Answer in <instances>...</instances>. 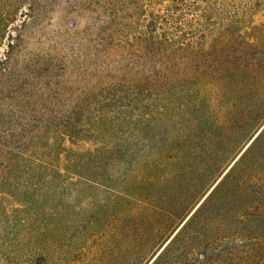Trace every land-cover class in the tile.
<instances>
[{
  "label": "rangeland",
  "instance_id": "1",
  "mask_svg": "<svg viewBox=\"0 0 264 264\" xmlns=\"http://www.w3.org/2000/svg\"><path fill=\"white\" fill-rule=\"evenodd\" d=\"M169 1L0 0V63L26 75L25 65L39 56L33 91L43 101L58 97L63 102L55 115H67L73 102L90 90L122 82L141 95L115 103L87 101L91 121L98 123L96 117L110 115L108 109L115 106H128L112 111L127 113L130 119L158 120L182 107L180 84L172 79L206 82L205 73L234 57L255 58L260 65L249 80L254 89L236 93L215 109L221 129L213 127L211 136L193 130L188 138H176L169 144L173 152L162 154L158 169L135 168L133 158L101 159L88 165L85 180L74 177L66 183L61 178L21 176L12 182L29 191L32 204L17 213L16 201H0V228L17 236L0 240V264H148L264 125V0H187L196 8L184 16L183 27H197L205 42L178 53L177 69L162 67L166 62L137 63L133 56L143 44H134V23L151 13L164 15ZM247 42L253 49L246 55ZM10 44L15 53L9 63ZM154 68L168 78L153 82ZM21 124L38 130L30 116ZM137 127L123 123L113 134L104 127L101 135L88 134L92 141L71 146L65 140L64 147L93 150L102 143L108 151L116 146L141 149L146 144L142 138L152 141L163 129L160 125L142 132ZM49 133L44 131V143L53 146ZM43 154L51 157L50 151L32 156ZM261 236L264 243V229ZM231 264H264V249Z\"/></svg>",
  "mask_w": 264,
  "mask_h": 264
},
{
  "label": "trees",
  "instance_id": "2",
  "mask_svg": "<svg viewBox=\"0 0 264 264\" xmlns=\"http://www.w3.org/2000/svg\"><path fill=\"white\" fill-rule=\"evenodd\" d=\"M195 8L193 2L187 0H170L164 15L151 13L145 21L143 19V22H135L132 27L135 34L133 41L137 46L143 44V50L130 51L135 52L134 60L137 63L149 61L154 66L166 62L162 67L176 66L177 69L179 64L175 62V58L180 55L178 53L185 48L196 50L207 39L198 32L197 27L187 25L189 31L183 27L184 16ZM214 41L215 39L212 42ZM247 45L246 55L253 49L250 43L247 42ZM8 49L7 59L10 63L11 54L15 52L11 44ZM39 60V56H36L31 59L33 64L25 65L26 75L14 74L8 67H4L5 63H0V201L5 198L16 201L20 206L14 209L17 213H25L32 204L28 200L32 197L29 191L17 188L12 183L21 176L39 180L49 177L52 181L61 178L66 183L74 177L85 180L88 165L101 159L118 162L133 158L136 162L135 168L143 165L148 170L158 169L157 163L162 154L173 152L169 144L176 138H188L193 130H200L203 135L211 136L213 127L216 130L221 129L222 126L214 118L215 109L225 104L223 100L236 93L244 89H254L249 80L252 73L260 69L255 58L250 61L234 57L226 65L222 64L220 69H211L210 73H205L203 77L207 79V83L196 78L187 81L172 79L174 83L180 84L177 95L183 100V104L179 113L166 118L157 116L158 120L142 117L139 121L134 117L130 119L127 113L112 111L128 106H115L108 109L110 115L96 117V123L91 121L89 109L84 106L87 101L115 103L118 98L135 100V96L141 93L129 88L127 90L122 82L102 85L84 93L73 102L67 115H55L62 110L63 102L56 96L53 101H43L33 91V78L36 77ZM262 68L264 69V65ZM151 73L150 79L153 82H162L168 78H164L158 68L152 69ZM228 104L231 105L232 101ZM98 106L102 108L99 103ZM32 113L35 115H31ZM29 116L38 125V130L33 127L35 131H31L21 124ZM44 118L50 123L46 124ZM123 123L128 128L138 126L142 132L160 125L163 129L154 135L156 139L152 141L142 138L146 144L141 149H136L138 145L128 149L116 146L108 151V147L102 143L93 150L64 147L65 140L71 146L77 142L92 141L93 137L88 134L101 135L104 127L108 130L104 132L110 134L120 132L118 128ZM47 129L53 146L44 143L43 134ZM44 151H50L51 157L44 154L38 158L32 156ZM167 158L170 159V156ZM5 160L7 163L4 164ZM139 185L136 184L140 190L142 185ZM263 229L264 129L152 264H231L241 256L247 257L254 250L264 249L261 236ZM5 237L15 239L17 236L14 233L7 234L0 228V240Z\"/></svg>",
  "mask_w": 264,
  "mask_h": 264
},
{
  "label": "water",
  "instance_id": "3",
  "mask_svg": "<svg viewBox=\"0 0 264 264\" xmlns=\"http://www.w3.org/2000/svg\"><path fill=\"white\" fill-rule=\"evenodd\" d=\"M264 129V125L260 128V130L254 135V137L248 142L242 152L237 156V158L232 162V164L226 169L224 174L220 177V179L212 186V188L207 192V194L202 198V200L197 204V206L191 211V213L185 218V220L180 224V226L174 231V233L169 237V239L165 242V244L159 249V251L155 254V256L151 259L148 264H152L155 258L163 251V249L171 242V240L175 237V235L180 231V229L186 224V222L191 218V216L196 212V210L200 207V205L206 200V198L212 193V191L217 187L220 180L230 171L233 165L239 160L241 155L248 149V147L252 144V142L257 138V136Z\"/></svg>",
  "mask_w": 264,
  "mask_h": 264
}]
</instances>
